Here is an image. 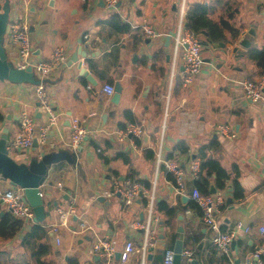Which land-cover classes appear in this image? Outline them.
Segmentation results:
<instances>
[{
	"label": "crops",
	"instance_id": "obj_1",
	"mask_svg": "<svg viewBox=\"0 0 264 264\" xmlns=\"http://www.w3.org/2000/svg\"><path fill=\"white\" fill-rule=\"evenodd\" d=\"M8 1L11 22L28 28L32 62L47 61L56 46L66 51L65 62L47 78L34 73L43 81L57 117L44 147L32 145L18 151L10 145L19 132L21 112L34 117L35 132L46 123L47 116L37 106L35 86L0 81V124L4 126L7 115L18 118L9 124V156L19 164H27L45 153L65 150L73 153L75 160L52 166L40 187L45 216L43 223L36 225L45 229V236L25 244L23 240L34 222L26 226L20 221L21 228L13 237H0V264H37L32 256L36 249L45 250L40 257L42 264H164V251H174L178 240L182 250L191 254L190 261L182 258L180 264H258L254 253L264 245V233L259 231L264 229V105L246 101L241 83L264 74L248 54L264 50V0H118L111 11L99 6L98 0ZM4 2L0 0V4ZM197 3L208 9L213 23L223 19L232 31L225 30L221 41L201 44L202 69L185 85L180 60L173 66V39L180 10L183 7L182 22L186 27V12ZM73 8L70 17L68 13ZM112 15L128 24L130 31H114L108 23ZM145 25L160 35L144 37L141 28ZM250 26L255 27V46L247 51L237 46V41ZM82 32V41H90L87 54L92 57L82 66L91 82L77 78L75 65L69 66ZM5 48L9 59L16 61L15 48ZM115 84L121 86V93L117 104H111L112 96L107 97L101 89ZM125 111L130 112L134 123L128 122ZM74 119L89 132L78 150L69 145ZM130 124L139 126L146 140L141 134L139 144H135L136 138L123 135ZM219 125L229 126L235 138L219 135ZM178 142L185 143L187 154L175 151ZM203 146L206 154L226 171L238 169V182L244 192V198L237 200L232 198L230 182L223 190L215 189V193L224 195L220 231L231 232L237 224L241 226L234 231V248L230 245L226 255L214 247V232L190 206L189 195L195 186L188 168L192 161L199 162L197 152ZM169 155L185 171L184 196L177 194L172 175L163 164L157 166L158 156L165 161ZM115 179L149 184L148 191L154 199L150 217L147 204L142 203L144 199L148 203L147 196L125 205L120 196L111 194ZM9 185L7 180L0 181L2 189ZM227 199L231 203L227 204ZM159 204L167 205L171 214L158 210ZM69 206L73 213L67 227H59L55 239L51 238L48 232L59 221L57 209ZM6 213L10 214L0 202V217ZM147 222V238L152 245L147 247L144 259L135 253L121 262L114 255L105 260L91 253L92 245L103 237L114 242L115 253L121 254L129 241L140 249L145 239L141 226ZM245 228L249 231L244 232Z\"/></svg>",
	"mask_w": 264,
	"mask_h": 264
},
{
	"label": "built area",
	"instance_id": "obj_2",
	"mask_svg": "<svg viewBox=\"0 0 264 264\" xmlns=\"http://www.w3.org/2000/svg\"><path fill=\"white\" fill-rule=\"evenodd\" d=\"M104 6L108 11L115 8L118 0H103ZM184 15L183 7L180 10V22L178 25V31L173 39V66L177 59L180 60L182 65V79L183 83L190 84L191 81L197 76L203 66L202 45L198 38L191 33L186 27L183 26L182 17ZM142 34L146 38H156L159 36V32L154 30L150 26H142ZM4 46L15 48L16 61H12L15 67L19 69H25L31 67L33 72L37 73L40 78H47L56 68L63 64L66 60V51L63 46H56L53 49L51 57L47 61L32 62L31 61V44L29 40L28 28L25 24H21L17 21L10 22L9 32L4 37ZM6 50V48H5ZM7 52V51H6ZM8 55V54H7ZM9 57V56H8ZM10 60V59H9ZM243 96L246 101L251 103L262 102L264 105V74L256 80H247L241 83ZM101 93L110 97L114 93L113 85H104L101 89ZM35 96L39 109L46 114L47 121L41 126L38 131L35 132L34 117L28 112H21L18 124L19 132L11 142V146L18 151H26L33 145V140L36 139L37 146L44 147L47 142L48 133L50 128L56 123V115L52 109V106L48 100L47 93L42 84L35 86ZM88 130L83 127L77 119L71 122V134L69 139V145L73 150H78L82 143L88 136ZM123 135H131L134 138H140L142 130L139 126L130 124L122 131ZM217 133L219 135L235 138V133L230 130L227 125H219L217 127ZM163 164L165 170L172 175L173 183L177 194L180 196L186 195L185 186V171L174 160L161 161L159 156L157 158V166ZM189 173L192 179H196L199 175V162L197 160L192 161L189 166ZM0 175V181L2 180ZM148 197L147 211L150 217L153 207V195L149 194L148 189L143 184L136 180H128L125 182H119L114 180L112 184V195L120 196L125 205H131L140 196ZM41 196V193H40ZM42 197V196H41ZM190 199L199 207L201 211V219L203 223L214 232L212 238V244L222 254H227L234 235L237 230L241 229L240 224L236 225L234 231L221 232L219 229V216L221 213V206L224 204V195L222 193L203 194L198 189L194 188L190 192ZM0 202L5 205L7 211L12 217L21 221L26 226L33 224V212L26 199L24 198L23 191L20 188H0ZM59 215L58 225L52 228L53 233H57L59 227H67L69 217L73 213L71 206L68 209H57ZM149 221V220H148ZM137 226L139 222L135 223ZM145 231V239L140 249H137L132 242H127L124 249L121 252V262H126L135 253H139L142 258H145L146 250L148 246H151L150 240L147 238L149 234V223L141 226ZM244 232H248L249 229L245 228ZM259 231L264 233V229L260 228ZM91 253L98 257L109 260L115 253L114 242L108 238L103 237L98 239L91 247ZM264 255V245L254 253V258L258 264H264L262 256ZM174 251L171 249L165 250L163 254L164 264H173ZM181 258L190 261V252L182 251ZM244 264H251L246 261Z\"/></svg>",
	"mask_w": 264,
	"mask_h": 264
},
{
	"label": "water",
	"instance_id": "obj_3",
	"mask_svg": "<svg viewBox=\"0 0 264 264\" xmlns=\"http://www.w3.org/2000/svg\"><path fill=\"white\" fill-rule=\"evenodd\" d=\"M98 2L99 6H104L103 0H98ZM10 22L11 18L9 1L5 0L3 4H0V81H8L11 84H29L38 86L42 84L43 81L36 78L31 67L19 69L15 67L14 63L11 60H9L4 46V37L9 32ZM83 34L84 33L82 32L79 36L78 47L72 54L69 66L72 64L75 65L77 78L83 77L91 82V76L89 75L88 71L82 66L84 61L86 62V60L92 57V55L87 54V49L90 45V41L83 42ZM254 36L255 27L250 26L237 41V46L247 51L254 48ZM166 41L169 42V38H166ZM234 51H236V49H234ZM167 57L169 59V56ZM79 58L82 60H79ZM120 93L121 86L119 84H115L114 93L110 100L111 104H117ZM37 106H39V104H37ZM17 119V117L7 115L5 117V120L7 122H5L0 131V175L5 178L12 187L22 189L24 198L32 209L34 224H41L43 223L45 216V202L40 196V187L45 183L48 177V172L50 171L52 166L62 161L72 163L75 160L74 154H71L65 150H60L57 152L45 153L39 156V158H33L27 164H19L15 162L9 156L8 132L10 121H17ZM130 136L131 135H129V137ZM142 139L146 140L145 134H142ZM33 146H37L36 139L33 140ZM209 193L214 194L215 189L211 187ZM139 196L142 197V194L140 193ZM185 199L187 200V198H184V200ZM98 200L105 203L103 197H99ZM226 203H231V199H227ZM48 235L51 238L55 239V234L52 231L48 232ZM231 248H234V241H232L231 243ZM182 251V242L178 240L175 242L174 246L173 264L181 263ZM120 255V252L115 253V260H119ZM194 263L195 261L192 262V264Z\"/></svg>",
	"mask_w": 264,
	"mask_h": 264
},
{
	"label": "trees",
	"instance_id": "obj_4",
	"mask_svg": "<svg viewBox=\"0 0 264 264\" xmlns=\"http://www.w3.org/2000/svg\"><path fill=\"white\" fill-rule=\"evenodd\" d=\"M108 23L113 28L114 31L119 33H128L130 27L128 24L123 23L117 15H112L108 20ZM186 28L193 33L199 40L201 44L207 42H218L224 38V31H232L228 22L225 20H220L219 23H213L209 19V11L203 4H193L191 5L185 15ZM204 39V41L202 40ZM249 58L256 63L258 67L264 70V50H252L249 53ZM125 117L128 122L134 123L129 111L124 112ZM0 120H2V115L0 114ZM118 127L123 129V124H118ZM135 144H139L137 139L134 140ZM96 151H98L99 157L107 163V159L103 156L102 151L99 150L97 145H94ZM175 151L180 154H187L188 150L184 142H178L175 146ZM150 153H152L150 151ZM199 160V175L194 180L193 185L203 194H209L211 186L216 190H223L227 183L230 182L232 189V198L241 200L244 198V192L241 185L238 182L239 172L236 167L231 169V172L226 171L221 167L219 162L206 154V146L201 147L197 152V157ZM174 159L171 155L168 156L167 160ZM124 163H129L128 159H123ZM145 188H149V184L144 183ZM144 205L147 204L144 199L142 202ZM190 206L201 215L199 207L191 200ZM158 210H165L167 214H171V209L165 204H159ZM21 228V222L13 218L10 214H4L0 217V237H13ZM45 236V229L40 225H32L29 232L25 236L23 242L28 244L30 240L42 239ZM45 254L44 249L33 250L32 256L35 258L37 264H42L40 262V257Z\"/></svg>",
	"mask_w": 264,
	"mask_h": 264
},
{
	"label": "rangeland",
	"instance_id": "obj_5",
	"mask_svg": "<svg viewBox=\"0 0 264 264\" xmlns=\"http://www.w3.org/2000/svg\"><path fill=\"white\" fill-rule=\"evenodd\" d=\"M68 14H69L70 17L73 16V14H74V8L72 10H70ZM2 126H3V124H0V131L2 129ZM2 180H6V179L5 178H2ZM9 188L14 189L15 187H12V186L9 185Z\"/></svg>",
	"mask_w": 264,
	"mask_h": 264
}]
</instances>
